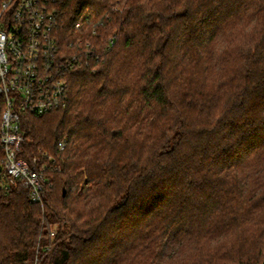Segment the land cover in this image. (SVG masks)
<instances>
[{"label":"trees","instance_id":"trees-1","mask_svg":"<svg viewBox=\"0 0 264 264\" xmlns=\"http://www.w3.org/2000/svg\"><path fill=\"white\" fill-rule=\"evenodd\" d=\"M53 8L91 54L23 119L46 195L0 192V264H264V0Z\"/></svg>","mask_w":264,"mask_h":264},{"label":"built area","instance_id":"built-area-1","mask_svg":"<svg viewBox=\"0 0 264 264\" xmlns=\"http://www.w3.org/2000/svg\"><path fill=\"white\" fill-rule=\"evenodd\" d=\"M57 0H0V192L21 186L35 204H43L47 165L21 156L27 116H44L69 100L68 73L90 56L88 46L62 60L56 32ZM61 150L65 144L60 143Z\"/></svg>","mask_w":264,"mask_h":264}]
</instances>
